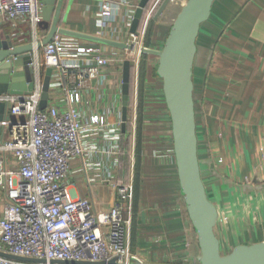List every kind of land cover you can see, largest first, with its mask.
Masks as SVG:
<instances>
[{
  "label": "crops",
  "instance_id": "0c3cea01",
  "mask_svg": "<svg viewBox=\"0 0 264 264\" xmlns=\"http://www.w3.org/2000/svg\"><path fill=\"white\" fill-rule=\"evenodd\" d=\"M102 1L65 0L60 27L124 44L132 27L129 17L141 0L121 6L104 30L97 25ZM151 25L155 29L150 48L161 50L171 27L156 21ZM41 33L47 36L48 31L41 28ZM197 44L194 83L201 174L218 209L216 233L228 254L237 246L264 242V0H218ZM105 47L111 62L86 87L80 110L87 117L106 115L122 134L125 48ZM158 65L155 56L143 58L140 108L137 122H131L133 182L136 163L138 169L128 244L142 264H198L197 236L190 231L180 191ZM69 85L66 80L62 87L52 88L49 105L66 108ZM112 135L107 129L90 140L85 159L71 165L70 182L77 196L89 199L98 210L109 209L116 200L105 181L117 170Z\"/></svg>",
  "mask_w": 264,
  "mask_h": 264
},
{
  "label": "built area",
  "instance_id": "2783aa9c",
  "mask_svg": "<svg viewBox=\"0 0 264 264\" xmlns=\"http://www.w3.org/2000/svg\"><path fill=\"white\" fill-rule=\"evenodd\" d=\"M121 6H130V0H103L97 25L103 30L108 27ZM43 8L42 0H0V33L12 43L10 50L33 46L34 83L29 95H0V105H5L0 122V254L35 260L0 256V264H133L127 226L135 189L132 180L125 183L119 179L124 134L108 122L106 115L93 113L87 117L80 110L86 87L101 76L111 56L105 46L82 45L59 34L39 50L38 45L46 37L40 28ZM137 8L133 7L129 17L130 26ZM147 14L143 26L135 34L130 32L124 42L123 61L130 60L132 65L133 106L136 100L137 108L151 20ZM16 60L8 57L0 67ZM49 68L54 71L52 82L56 79L51 89L62 87L66 80L70 82L67 105L63 109L49 105L40 111L45 71ZM107 129L113 132L117 170L105 181L116 200L109 209L98 210L89 199L77 196L70 182L71 165L75 160H84L90 140Z\"/></svg>",
  "mask_w": 264,
  "mask_h": 264
},
{
  "label": "water",
  "instance_id": "95a60500",
  "mask_svg": "<svg viewBox=\"0 0 264 264\" xmlns=\"http://www.w3.org/2000/svg\"><path fill=\"white\" fill-rule=\"evenodd\" d=\"M151 0H141L131 27L135 34ZM218 0H188L171 26L168 37L161 50L145 49L146 55L158 58L157 76L163 83L165 103L171 119L174 159L178 173L181 195L184 199L190 225L194 230L199 247L198 264H264V242L253 245H240L230 253L224 254L216 233L219 218L218 209L209 199L202 179L199 160V140L195 103L194 64L198 53V39L202 27L210 20L214 4ZM171 0H164L156 20L164 13ZM65 0H42V30L48 31L41 44H49L55 35L81 39L104 46L126 48L101 37L84 35L60 27ZM12 43L0 33V62L14 56L12 64L0 67V95H29L34 88L32 78L33 46L27 45L10 50ZM132 50V48H129ZM132 65L130 60L123 65L122 84V132L126 133L130 99ZM53 69H46L40 111L49 106ZM5 105H0V122ZM2 128L0 126V135ZM0 256L16 261L35 262L11 255ZM91 264V263H85ZM133 264H142L134 260Z\"/></svg>",
  "mask_w": 264,
  "mask_h": 264
},
{
  "label": "trees",
  "instance_id": "16d2710c",
  "mask_svg": "<svg viewBox=\"0 0 264 264\" xmlns=\"http://www.w3.org/2000/svg\"><path fill=\"white\" fill-rule=\"evenodd\" d=\"M147 9H149V5L146 8V10L144 11V15L142 17L141 23H140V27L143 26V22L147 13ZM139 27V28H140ZM151 32H152V25L149 24L148 30H147V35H146V47L150 48V44H151ZM169 33L167 34L166 38L168 37ZM165 38V40H166ZM165 43V41H164ZM146 55L143 56V58ZM142 66V65H141ZM141 74L142 72H140V79H141ZM133 70L131 71V85H130V99H129V106H133V99H134V81H133ZM141 82V80H140ZM140 89V87H139ZM140 96H141V89L139 90ZM195 102H196V98H195ZM132 127L131 124H127L126 127V134H124L122 136V141H121V156H120V167H119V179L124 181L125 183L130 182L131 179V172H132V160H131V145H132ZM137 163L134 166V188H136V177H137ZM134 197H135V193H134Z\"/></svg>",
  "mask_w": 264,
  "mask_h": 264
},
{
  "label": "rangeland",
  "instance_id": "374dc122",
  "mask_svg": "<svg viewBox=\"0 0 264 264\" xmlns=\"http://www.w3.org/2000/svg\"><path fill=\"white\" fill-rule=\"evenodd\" d=\"M172 1V0H171ZM164 0H151L149 3V9H147V16L151 17V20L149 21V24H151L152 22L154 23L155 21L158 22L159 24H164L165 26H168L169 28L172 26L173 23H171L169 20H167L165 17L164 19L161 18V16H163L166 12L167 9H169V6L166 8V10L164 11V13L160 16V18L158 20L155 19L157 12L159 11V8L161 7V5L163 4ZM171 3V2H170ZM175 3H178V0H176ZM178 6V10L180 9V3L177 5ZM148 7V6H147ZM175 11L177 10V7L174 9ZM177 10V11H178ZM181 11V10H179ZM180 13V12H179ZM178 14V13H177ZM158 25V24H157ZM155 27L153 28L154 31ZM153 31L151 32V39L154 40V38L152 37ZM168 31H165V36L162 38V40H165L166 36H167ZM155 34V32H154ZM157 37V35H155V38ZM150 39V40H151ZM146 44V41H145ZM164 46V44H163ZM162 46V48H163ZM139 103H138V108H137V102L135 100V105L134 106H129V124H131V122H133L134 124L137 122V113H139V108H140V93H139V97H138ZM139 117V116H138ZM132 120V121H131ZM132 174V172H131ZM134 183V182H133ZM135 189V188H134Z\"/></svg>",
  "mask_w": 264,
  "mask_h": 264
},
{
  "label": "bare ground",
  "instance_id": "6f19581e",
  "mask_svg": "<svg viewBox=\"0 0 264 264\" xmlns=\"http://www.w3.org/2000/svg\"><path fill=\"white\" fill-rule=\"evenodd\" d=\"M187 1L188 0H178V3H175L176 2V0H172L171 1V3L169 4L170 6H169V9H167V12L163 15V16H161V18H160V20L163 18L164 19V17L167 19V20H169L171 23H174V21H175V19H176V17L178 16V14H179V10H181L182 8H183V6H185L186 5V3H187ZM180 3V9L178 10V4ZM177 7V10L175 11L174 9ZM178 13V14H177Z\"/></svg>",
  "mask_w": 264,
  "mask_h": 264
}]
</instances>
